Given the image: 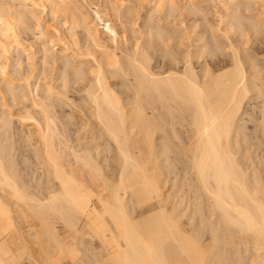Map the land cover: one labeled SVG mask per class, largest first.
<instances>
[{
    "label": "bare ground",
    "instance_id": "obj_1",
    "mask_svg": "<svg viewBox=\"0 0 264 264\" xmlns=\"http://www.w3.org/2000/svg\"><path fill=\"white\" fill-rule=\"evenodd\" d=\"M236 2L213 30L185 0L182 47L155 0L117 50L70 0H0V264H264V9Z\"/></svg>",
    "mask_w": 264,
    "mask_h": 264
},
{
    "label": "rangeland",
    "instance_id": "obj_2",
    "mask_svg": "<svg viewBox=\"0 0 264 264\" xmlns=\"http://www.w3.org/2000/svg\"><path fill=\"white\" fill-rule=\"evenodd\" d=\"M70 1H71L72 5L77 8L78 12H80L82 14V16L87 20V22H89L88 25L91 26L90 28H92L95 31V33H96V35L98 37V41L100 42V44H102V45L105 44L106 46L108 45L109 47L111 45L112 47L117 48V50H119V48L121 50L124 49V44L122 45V43H121L122 37H125V38L128 39V43H127L128 46L130 45V40H129L130 36L138 37V33L142 31V22H143V19L145 17V14L148 12V10L150 8H152L154 6V2H155V0H70ZM172 1H173V4L177 8L176 9L177 11H175L176 14L174 13L175 14V15H173L174 18L173 17H172L173 19L170 18L171 20H169L168 22H166V21L162 22L163 24H161V26L163 25L162 27L166 28L167 30L168 29H170V30L174 29L176 32H178L180 34H183L185 40L183 41V46L182 47H186L188 45H191L190 43H192L193 37L195 36V34L196 35L200 34V31H202V27H203V26L201 27V25H205L206 22L209 23V25L207 24L208 26H212L213 27V30L218 28V26H217L218 25V20H219L218 19L219 18L218 15H220V14L222 15V13L220 11H217V10L214 9V8L217 9L216 0H192L195 3V5L198 6V8L200 7L199 9H201V10L203 9L204 11L203 10L202 11L206 13L205 14L206 22H202L203 21L202 19L205 16L201 19V16L199 14H197L199 16H197L196 14H195V16H193V14H190V16H188L189 14L181 13V12H183L181 10V8L184 5L185 0H172ZM236 1H237L236 3H238V5L239 4H241V5L244 4L245 5V3H246V6H248L247 4L250 1L249 6H248L250 9H252V12L250 11V14L253 13V8H255V10L264 9V0H262V1H255L254 0V2H252V0H236ZM89 6H91V7H89ZM111 6L112 7L113 6H122L124 8H129L132 12L136 13L137 15H139L140 19H138L136 24L134 25V30L136 31V33L134 35H132L130 33L131 25L129 23H124V22L120 21L115 16L114 11L111 10V8H112ZM180 10H181V12H180ZM219 12H220V14H219ZM240 12H244V9L242 11V8H240ZM244 13H241V14L244 15ZM254 13L257 14L256 11ZM250 14L248 13V15H250ZM246 15L247 14H245L244 16H246ZM252 15H255V14H252ZM42 17H43L42 20H43V25L44 26L52 25L55 28H59L61 33H63L64 27L60 23V20L59 19H54L49 11H47V13L43 14ZM157 17H159V16H157ZM157 17H156V20L160 18V17L159 18H157ZM204 21H205V19H204ZM217 35H219V34H217ZM190 36H192V39H190L188 41V38H190ZM235 37H236V35L234 37L232 36L231 40L232 41L235 40L236 39ZM20 38L29 39V41L31 40L30 43H32V31L31 30L25 31L20 36ZM78 38L81 40L83 38V34L80 33L78 35ZM219 39H222V38H219ZM223 42L225 43V41H223ZM56 44H55V46H56L55 50L59 51V49L61 48V45H59V43L57 45ZM247 46L249 48L248 44H247ZM38 48H39L38 46L34 47L35 51ZM170 48L172 49L174 47L171 46ZM174 51H176V50H174ZM250 52H251V50H250ZM39 57L40 56L38 54L34 58V62L37 63V64H39V61H38ZM258 57H259L258 60H260V56H258ZM227 59H228V57L226 59L223 58L222 62H224ZM225 62L228 64L227 61H225ZM261 62H264V57L261 58ZM226 63H224V64H226ZM25 64H24V66H25ZM151 65L153 67H155L156 71L162 70L160 68V63L156 62L155 60L152 61ZM220 65H222V64L220 63ZM38 66L39 65H37V67ZM23 68H24V70H26V67H23ZM47 71H48V75H47L48 76V82L49 83H54V81H51V79H53L54 76H56L57 71L53 67H50V69H48ZM53 85H55V84H53ZM247 109H249V107ZM63 110L66 111V112H69V108H65L64 107ZM13 127H14V131H16V134L14 133V136H15L14 138H15V140H17L16 142L18 144L16 146L18 148V146L20 144H19V141H18L19 137H17V135H18L17 133L20 134V131L21 132H23V131L25 132L26 129L23 128L22 126H20L17 123H14ZM21 127H22V129H21ZM251 127H252V125L250 124L249 128H251ZM17 131H19V132H17ZM169 184L171 185L172 183L170 182ZM167 186L168 187H166V188H167L168 191L166 190V188H165V190L167 192L164 191L166 193V195L169 192L172 193L171 190H173V189H171L172 187H170L171 190L168 189L169 188L168 184H167ZM165 193L164 194L162 193V199H166L167 197L168 198L170 197L169 196L170 193L167 196L165 195ZM94 205L98 209H100V206H99L97 201H94ZM169 205H171V204H168V206ZM171 207H172V205L169 208H171ZM148 211H149V209H147V208H143L142 210L141 209H137L136 210V215L144 214V213H147ZM58 231H59V233H62V229L61 228H59ZM80 257H83V256H80ZM41 260H43V259H40V262H42L41 264H71L69 261H67V258H65V257H59L57 259L56 258H52L51 260H48L47 263H44V261H41ZM40 262L38 261V264H40ZM29 263L30 262L27 261V260L22 262V264H29Z\"/></svg>",
    "mask_w": 264,
    "mask_h": 264
}]
</instances>
